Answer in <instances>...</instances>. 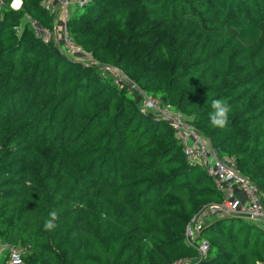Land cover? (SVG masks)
I'll return each instance as SVG.
<instances>
[{"label":"trees","instance_id":"obj_1","mask_svg":"<svg viewBox=\"0 0 264 264\" xmlns=\"http://www.w3.org/2000/svg\"><path fill=\"white\" fill-rule=\"evenodd\" d=\"M12 1L0 4V240L27 246L22 264H264V230L237 215L202 223L198 259L186 226L223 195L139 103L183 114L264 195V0L75 3L64 29L87 62L56 42L55 9ZM214 98L230 105L224 128L209 121Z\"/></svg>","mask_w":264,"mask_h":264},{"label":"built area","instance_id":"obj_2","mask_svg":"<svg viewBox=\"0 0 264 264\" xmlns=\"http://www.w3.org/2000/svg\"><path fill=\"white\" fill-rule=\"evenodd\" d=\"M83 1L42 0L41 3L48 10L55 9L56 16L62 17L63 22H65L67 6L72 3L81 4ZM55 21L56 18L54 23ZM32 23L38 33L42 36L43 34L48 36L49 32L46 28L36 26L35 22ZM60 45L67 55L78 54L89 57L67 36L64 26L61 28ZM113 69L119 79H124V76L117 69ZM141 110H151L172 125L174 135L181 143L187 161L204 166L206 171L213 177L215 186L223 195L221 201L211 202L195 214L186 226L185 241L195 246L198 259L205 256L207 243L204 239H199L195 244V240L199 236L202 223L208 219L225 215H237L249 219L264 230V195L255 184L239 173L233 158L228 156L218 157L209 140L200 134L183 114L161 105L158 100L143 95ZM26 250L27 246L0 240V261L3 260L5 264H22V256ZM192 262L189 259H180L174 264H191Z\"/></svg>","mask_w":264,"mask_h":264},{"label":"clouds","instance_id":"obj_3","mask_svg":"<svg viewBox=\"0 0 264 264\" xmlns=\"http://www.w3.org/2000/svg\"><path fill=\"white\" fill-rule=\"evenodd\" d=\"M211 109L212 111L209 113V121L211 125L217 128H224L228 123L229 113L231 110L227 100H221L218 98L212 99ZM58 219L59 214L57 211H49L48 219L44 222V230L54 231L58 227ZM257 264H259V262H257Z\"/></svg>","mask_w":264,"mask_h":264},{"label":"rangeland","instance_id":"obj_4","mask_svg":"<svg viewBox=\"0 0 264 264\" xmlns=\"http://www.w3.org/2000/svg\"><path fill=\"white\" fill-rule=\"evenodd\" d=\"M75 7V3H72V4H69L66 8L67 11H71L73 8ZM64 26V22H63V18L62 17H59L58 15L56 16V21L54 23V28H55V31H54V37L56 39V42L59 44V46L61 47L60 45V40H61V28ZM63 31V30H62ZM43 37H47V34H43ZM62 48V47H61ZM71 57H74V59L76 60H80V61H83V62H87L89 57H84L82 55H70ZM76 56V57H75ZM111 71V74L116 76V72L114 71L113 68H109ZM140 106H142V98H140ZM149 113H151L152 115H155V116H158L155 112L151 111V110H148ZM186 118V117H185Z\"/></svg>","mask_w":264,"mask_h":264},{"label":"bare ground","instance_id":"obj_5","mask_svg":"<svg viewBox=\"0 0 264 264\" xmlns=\"http://www.w3.org/2000/svg\"><path fill=\"white\" fill-rule=\"evenodd\" d=\"M13 5L17 6L18 5V0H14Z\"/></svg>","mask_w":264,"mask_h":264},{"label":"crops","instance_id":"obj_6","mask_svg":"<svg viewBox=\"0 0 264 264\" xmlns=\"http://www.w3.org/2000/svg\"><path fill=\"white\" fill-rule=\"evenodd\" d=\"M13 2H14V0L12 1V6H13V7H19V5H20V0H18V5H17V6H14V5H13Z\"/></svg>","mask_w":264,"mask_h":264},{"label":"water","instance_id":"obj_7","mask_svg":"<svg viewBox=\"0 0 264 264\" xmlns=\"http://www.w3.org/2000/svg\"><path fill=\"white\" fill-rule=\"evenodd\" d=\"M128 83H129L130 86H133V84H132L131 82L128 81ZM213 150H214V149H213Z\"/></svg>","mask_w":264,"mask_h":264}]
</instances>
